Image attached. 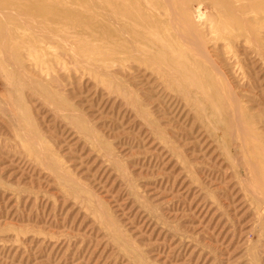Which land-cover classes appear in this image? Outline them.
Returning a JSON list of instances; mask_svg holds the SVG:
<instances>
[{"label": "rangeland", "instance_id": "obj_1", "mask_svg": "<svg viewBox=\"0 0 264 264\" xmlns=\"http://www.w3.org/2000/svg\"><path fill=\"white\" fill-rule=\"evenodd\" d=\"M253 30L206 37L247 147L133 61L112 83L68 51L55 88L0 72V264H264V14Z\"/></svg>", "mask_w": 264, "mask_h": 264}, {"label": "bare ground", "instance_id": "obj_2", "mask_svg": "<svg viewBox=\"0 0 264 264\" xmlns=\"http://www.w3.org/2000/svg\"><path fill=\"white\" fill-rule=\"evenodd\" d=\"M262 14L264 0H0V72L10 80L18 66L14 76L32 85L48 80L55 88L68 51L74 63L97 68L112 83L119 70L111 69L133 61L151 67L196 109L205 105L225 125H238L247 147L245 112L236 98H225L216 67L220 49L209 51L206 37L253 35ZM143 109L138 113L146 117Z\"/></svg>", "mask_w": 264, "mask_h": 264}]
</instances>
